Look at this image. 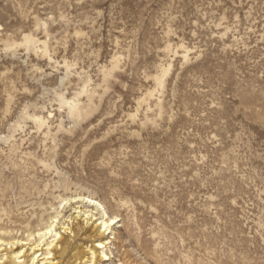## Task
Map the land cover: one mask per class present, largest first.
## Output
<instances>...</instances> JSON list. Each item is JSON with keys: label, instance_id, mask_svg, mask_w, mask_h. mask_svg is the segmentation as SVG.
<instances>
[{"label": "rangeland", "instance_id": "374dc122", "mask_svg": "<svg viewBox=\"0 0 264 264\" xmlns=\"http://www.w3.org/2000/svg\"><path fill=\"white\" fill-rule=\"evenodd\" d=\"M103 212L101 264H264V0H0V262Z\"/></svg>", "mask_w": 264, "mask_h": 264}, {"label": "bare ground", "instance_id": "6f19581e", "mask_svg": "<svg viewBox=\"0 0 264 264\" xmlns=\"http://www.w3.org/2000/svg\"><path fill=\"white\" fill-rule=\"evenodd\" d=\"M80 200H83V202H86L89 204V207H95L96 210L99 211V209L102 207L101 204L96 202L95 200L88 198V197H77ZM34 211V210H33ZM86 213L83 215L84 219L82 223H77L76 225H72V227L62 228L59 230V232L55 229L54 224L58 217H54L55 221L52 220L49 225L44 226L41 231L38 232L40 243L36 245L34 248H28L27 252L29 251H35L36 248L40 247L42 243L51 235V238H54L52 241L47 242L45 244L46 246V252L43 255L49 256V258L45 259V261H49L50 264H63V261L70 257V253L73 251V244L72 240L76 238L77 236H84L87 240H92V242L96 243L94 248L88 249L80 247L79 251L73 256L70 257L67 264H76L77 262H82L85 260L84 264H101V262L104 260V258L107 257V255L104 253L103 249L107 247V244L105 241L108 239L106 238L107 235H110L113 231V227L119 223L117 221V217L115 218H109L107 217V213H102V218L100 219H94L95 215L89 214L85 216ZM82 218V217H81ZM64 230V232H62ZM54 234V235H53ZM18 243L13 242H5L4 246L7 249V254L13 253L15 256L12 258L11 263H7L6 261H1L0 264H19L17 261L21 259V257H27L26 253H23V251H20V253L15 254L13 251L14 247L18 245ZM22 249V248H21ZM93 250V251H92ZM39 250L33 252V254L28 255L27 258L31 259V257L35 253H37ZM92 252V253H90ZM85 255H88L86 257ZM51 256V257H50ZM37 259V257L33 258L32 263ZM25 262V260H24ZM124 264V263H123Z\"/></svg>", "mask_w": 264, "mask_h": 264}]
</instances>
